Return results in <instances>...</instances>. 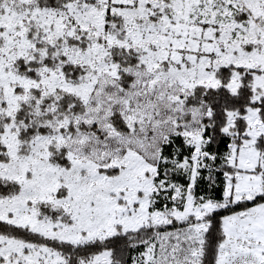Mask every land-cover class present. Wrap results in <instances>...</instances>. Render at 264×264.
<instances>
[{"label":"snow or ice","instance_id":"1","mask_svg":"<svg viewBox=\"0 0 264 264\" xmlns=\"http://www.w3.org/2000/svg\"><path fill=\"white\" fill-rule=\"evenodd\" d=\"M0 264H264V0H0Z\"/></svg>","mask_w":264,"mask_h":264}]
</instances>
